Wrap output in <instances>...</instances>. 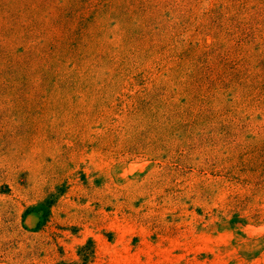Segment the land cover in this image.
I'll list each match as a JSON object with an SVG mask.
<instances>
[{"label": "rangeland", "instance_id": "obj_1", "mask_svg": "<svg viewBox=\"0 0 264 264\" xmlns=\"http://www.w3.org/2000/svg\"><path fill=\"white\" fill-rule=\"evenodd\" d=\"M0 264H264V0H0Z\"/></svg>", "mask_w": 264, "mask_h": 264}]
</instances>
